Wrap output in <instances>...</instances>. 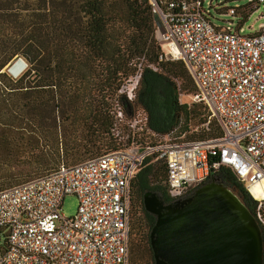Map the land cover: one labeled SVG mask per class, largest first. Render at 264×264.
I'll list each match as a JSON object with an SVG mask.
<instances>
[{
    "label": "built area",
    "instance_id": "2783aa9c",
    "mask_svg": "<svg viewBox=\"0 0 264 264\" xmlns=\"http://www.w3.org/2000/svg\"><path fill=\"white\" fill-rule=\"evenodd\" d=\"M263 2L248 0L224 13L247 16ZM148 3L161 46L158 60L183 63L195 86L191 101L206 107L221 135L183 141L165 135L146 141L139 133L146 116L139 111L126 121L123 147L62 163L0 189V264H128L131 182L148 158L163 162L171 199L188 195L211 175L218 178L221 169L229 170L256 201L252 213L264 232L263 191L252 188L264 182V22L254 33L243 34L231 20L224 27L211 21V0ZM19 61L23 66L15 74L7 67L12 76L25 67ZM138 78L136 73L122 83L118 93L132 100ZM123 119L119 108L116 120ZM67 194L78 200L71 216L61 211Z\"/></svg>",
    "mask_w": 264,
    "mask_h": 264
},
{
    "label": "trees",
    "instance_id": "16d2710c",
    "mask_svg": "<svg viewBox=\"0 0 264 264\" xmlns=\"http://www.w3.org/2000/svg\"><path fill=\"white\" fill-rule=\"evenodd\" d=\"M154 26L148 0H0V149L5 157L28 151L37 176L118 149L123 145L114 135L119 108L127 121L143 112L146 127L159 137L174 132L179 137L196 116L210 124L202 103L191 101L190 107L179 101L183 90L191 91L190 97L195 86L181 61L158 60ZM14 57L25 63L17 76L4 70ZM136 73L135 97L128 100L118 89ZM197 104L205 113L195 109ZM213 122L217 130L211 137L220 136ZM121 133L127 134V127ZM150 161L131 182L137 204L128 264H154L149 233L155 217L143 207L144 192L171 200L163 162L164 169ZM218 178L254 211L256 201L229 170L221 169ZM9 186L3 183L0 189Z\"/></svg>",
    "mask_w": 264,
    "mask_h": 264
},
{
    "label": "water",
    "instance_id": "95a60500",
    "mask_svg": "<svg viewBox=\"0 0 264 264\" xmlns=\"http://www.w3.org/2000/svg\"><path fill=\"white\" fill-rule=\"evenodd\" d=\"M142 202L155 217L154 264H263V235L252 211L216 176L169 202L147 190Z\"/></svg>",
    "mask_w": 264,
    "mask_h": 264
},
{
    "label": "rangeland",
    "instance_id": "374dc122",
    "mask_svg": "<svg viewBox=\"0 0 264 264\" xmlns=\"http://www.w3.org/2000/svg\"><path fill=\"white\" fill-rule=\"evenodd\" d=\"M209 1V0H205ZM248 0H211V7L209 9V17L211 21L218 25V26H226L228 24V21H232L233 26L240 25L243 28V34L248 33H254L258 30L261 23L264 22V2L259 4L257 7L253 8L247 16H243L240 13L236 15H229L227 13H224V9L226 7L235 6V5H243L247 3ZM161 50V46H160ZM18 60L19 57H14L10 64L7 66L9 67L13 62ZM7 67H5V71H7ZM184 95L178 96L179 101L183 103H187L190 107L193 106L191 99L189 97V94L191 91H187L186 89L183 90ZM197 111H201L205 113V110L203 109V106L201 104H197L195 107ZM212 122L206 126V122L199 123V116H196L191 120V125L189 126V130L186 133L181 134L176 139L178 140H189V139H206L207 137L213 136V133L217 130V125L213 122L215 119H211ZM127 120L118 121L117 126L114 130V135L117 137L118 141L122 142L123 147L125 145V138L126 133L122 134L121 130L127 127L128 132V126L126 124ZM142 126V131L139 130L140 136H142V133L146 138H143L146 141H155L158 139L159 136H154L147 130L146 127H144L143 121L140 123ZM141 129V128H139ZM204 134V137H200V134ZM170 136L175 137V132L171 133ZM151 164L154 165V167L162 166V163H160L158 160L152 159L150 161ZM36 168V163L33 162L30 158V154L28 151H20L17 153L16 156L10 158H6L4 152L0 149V186L3 183H10L16 184L19 183L25 179L32 178L35 175L33 174V171ZM164 169V167L162 166ZM161 175L157 176V178H160ZM164 178V173L162 174V179ZM253 199V198H252ZM136 200L132 196L131 198V204H130V221L132 223V220L134 218V210L136 208ZM78 200L77 197L73 194H67L64 196L61 204V211L65 216H71L74 215L77 210ZM133 235H130V241L132 239Z\"/></svg>",
    "mask_w": 264,
    "mask_h": 264
},
{
    "label": "bare ground",
    "instance_id": "6f19581e",
    "mask_svg": "<svg viewBox=\"0 0 264 264\" xmlns=\"http://www.w3.org/2000/svg\"><path fill=\"white\" fill-rule=\"evenodd\" d=\"M21 66H23L22 65V63L19 61V59L17 60L16 59V61L15 62H13L9 67H10V71L12 72V73H14L15 74V72H16V67H21ZM262 184H263V187H261L260 185H252V188H253V190H261L262 189V191H263V195H264V182H262ZM260 196L259 195H254V198H259Z\"/></svg>",
    "mask_w": 264,
    "mask_h": 264
},
{
    "label": "flooded vegetation",
    "instance_id": "af4514ba",
    "mask_svg": "<svg viewBox=\"0 0 264 264\" xmlns=\"http://www.w3.org/2000/svg\"><path fill=\"white\" fill-rule=\"evenodd\" d=\"M244 202H245L244 204H245L248 208L251 207V203H250L249 201L245 200Z\"/></svg>",
    "mask_w": 264,
    "mask_h": 264
}]
</instances>
